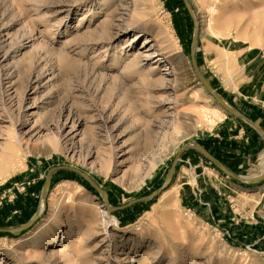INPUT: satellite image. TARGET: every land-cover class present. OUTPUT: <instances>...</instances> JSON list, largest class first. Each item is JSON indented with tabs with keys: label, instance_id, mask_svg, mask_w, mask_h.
Returning a JSON list of instances; mask_svg holds the SVG:
<instances>
[{
	"label": "rangeland",
	"instance_id": "rangeland-1",
	"mask_svg": "<svg viewBox=\"0 0 264 264\" xmlns=\"http://www.w3.org/2000/svg\"><path fill=\"white\" fill-rule=\"evenodd\" d=\"M259 133L264 0H0V206L40 192L0 241L58 233L0 264H264V140L218 157Z\"/></svg>",
	"mask_w": 264,
	"mask_h": 264
},
{
	"label": "bare ground",
	"instance_id": "bare-ground-1",
	"mask_svg": "<svg viewBox=\"0 0 264 264\" xmlns=\"http://www.w3.org/2000/svg\"><path fill=\"white\" fill-rule=\"evenodd\" d=\"M209 10V14L210 16H214V14L216 13V7L215 6H210L208 7ZM218 13V12H217ZM211 20V19H210ZM152 39V38H151ZM156 39V37H155ZM158 41V40H157ZM151 48V47H149ZM220 54V52H219ZM152 53L150 51H148L146 54H144L145 57H149L151 56ZM141 57H143V54L140 55ZM162 56L167 59V56L165 57V52H162ZM219 56V55H218ZM217 56V57H218ZM162 57V58H163ZM218 59H222L223 60V65L225 66L226 69L230 68V64L231 61L230 59L227 57V55L225 54H221L220 58ZM168 60V59H167ZM168 61H170L169 63L171 65H173L174 60L171 58ZM233 61V60H232ZM222 62V61H221ZM235 62V61H234ZM233 62V63H234ZM174 68V66H173ZM200 84L195 85V87H192V89H195V93L199 94L204 92L203 88L199 86ZM185 88V87H183ZM181 89V88H180ZM191 89V90H192ZM206 95V94H205ZM194 99L193 98V94L189 95L188 99ZM207 99V98H206ZM195 101V100H194ZM198 101V100H197ZM196 103V102H195ZM197 104V103H196ZM204 105V104H203ZM208 105V106H207ZM204 108H212L211 105L208 104V101L205 102V105L203 106ZM174 108V107H173ZM230 108V107H229ZM213 109H220L219 105L213 106ZM177 114V113H176ZM172 115V114H171ZM175 115V114H174ZM27 122H21L20 124V129H18V132L15 135V140L16 142L21 146L24 147L23 149H25V151H27V141H29V132L24 130V126H26ZM179 124V123H178ZM62 133V132H61ZM74 136H71V134H65L64 135V140L65 143H67L70 140H73ZM53 142H54V150L56 151H61L62 147H61V140H59L58 138H53ZM74 143V142H72ZM30 149V148H29ZM72 149V148H70ZM51 150V149H50ZM26 153V152H25ZM11 157V156H10ZM9 156H6L4 158V160L0 161V174H9L8 172H11L12 169H15L18 166V163H16L15 159L13 157L10 158ZM11 169V170H10ZM13 172V171H12ZM4 177V176H3ZM2 179V178H1ZM66 182V181H65ZM62 185H65V183H63ZM45 203L43 201L42 203V210L44 209ZM108 208H110V206H108ZM83 209V208H82ZM102 210V209H101ZM109 212L103 210L102 214L104 217V226L105 229L107 230V228L109 227V225H113L114 227H121L119 222L116 219H107V217H109L108 215ZM55 213L52 214V216H54ZM51 216V217H52ZM112 218V217H111ZM114 218V217H113ZM51 219V218H49ZM47 219V220H49ZM46 220V222H47ZM50 223V222H49ZM71 226V225H69ZM45 227V223L40 224L37 228L33 229L26 238H19V239H15L14 243H15V248L9 247L8 246V239L4 238L0 241V256H3L4 254L8 253V255L11 256L12 260H17L19 258H23L26 259V254L24 253V251L21 252V249H46L48 244L53 243L57 237H58V233L56 232V230H52V233L50 234H46L44 233V228ZM44 228V229H43ZM54 231V232H53ZM10 244V243H9ZM13 244V243H12ZM9 249H17L16 251H11Z\"/></svg>",
	"mask_w": 264,
	"mask_h": 264
},
{
	"label": "crops",
	"instance_id": "crops-1",
	"mask_svg": "<svg viewBox=\"0 0 264 264\" xmlns=\"http://www.w3.org/2000/svg\"><path fill=\"white\" fill-rule=\"evenodd\" d=\"M251 135V140H249V135L245 138V141L238 143V141H230L225 143L219 142L221 145L218 148V157L221 159L234 158L232 160L245 162L246 158H244V153L249 154L252 151L251 144H259L262 139L264 140L263 133H259ZM242 151V153H241ZM225 156V157H224ZM241 156V158H239ZM231 160V161H232ZM20 194V193H19ZM39 190L36 186H32L28 189L26 193L21 194L15 200H11L3 206H0V220L8 221L11 227H0V231H14L15 229H19L25 224L29 222V220L36 214L35 206L36 202L39 199Z\"/></svg>",
	"mask_w": 264,
	"mask_h": 264
},
{
	"label": "water",
	"instance_id": "water-1",
	"mask_svg": "<svg viewBox=\"0 0 264 264\" xmlns=\"http://www.w3.org/2000/svg\"><path fill=\"white\" fill-rule=\"evenodd\" d=\"M231 109V108H230ZM233 110V109H232ZM50 183V175L48 176V187H49V184ZM110 209H114V208H111L110 207ZM37 217V215L35 214L34 215V217H33V219L31 220V221H29L27 224H25L24 226H22L21 228H19V229H24V228H26L27 226H29V225H31L32 224V222H33V220L35 219Z\"/></svg>",
	"mask_w": 264,
	"mask_h": 264
}]
</instances>
